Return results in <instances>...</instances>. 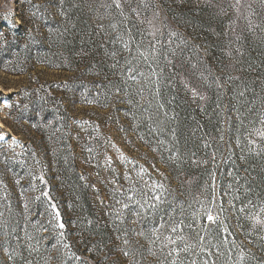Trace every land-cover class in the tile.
<instances>
[{
    "label": "rangeland",
    "instance_id": "obj_1",
    "mask_svg": "<svg viewBox=\"0 0 264 264\" xmlns=\"http://www.w3.org/2000/svg\"><path fill=\"white\" fill-rule=\"evenodd\" d=\"M73 2L85 23L78 45L65 48L45 33L56 0H0V264H33L45 250L46 264H201L207 256L224 264L248 244L232 225L264 221V0ZM21 24L22 41L4 27ZM165 76L181 90L197 77V89H220L227 101L220 138H203L220 157L186 161L176 176L136 134L116 92V84L129 89L128 77L158 87ZM237 94L248 120L242 135ZM47 97L53 103L40 105ZM64 155L92 176L106 239L89 235L60 185ZM201 171L208 176L198 184Z\"/></svg>",
    "mask_w": 264,
    "mask_h": 264
},
{
    "label": "trees",
    "instance_id": "obj_2",
    "mask_svg": "<svg viewBox=\"0 0 264 264\" xmlns=\"http://www.w3.org/2000/svg\"><path fill=\"white\" fill-rule=\"evenodd\" d=\"M57 13L46 25V36L49 44L61 45L62 47H75L79 41L77 39L78 32L85 23L83 17H79L78 9L75 8L73 0H68L64 4V0H56ZM20 14H26L27 8H23ZM20 15L22 22H25V16ZM16 23L14 27H16ZM69 28L70 34L64 36L65 27ZM9 31L10 36H15L21 41L28 36V27L25 25L13 28L4 26ZM219 34L224 35L222 30ZM6 37V36H5ZM44 36L40 37L43 38ZM211 44H222L223 39L215 40L208 39ZM45 56H50L49 50L43 52ZM73 54V51L72 53ZM42 54L40 55V57ZM48 58V57H47ZM58 58L52 59L51 63H46L48 67H54ZM137 78V77H136ZM126 78L129 89L123 87L118 88L116 84V92L121 94L124 102V110L127 114V119L135 128L136 134L140 139L147 144L148 148L156 149L157 155L162 160V164L168 169L171 175L176 176L181 174V170L186 169V161L189 165H193L196 159L205 160L206 158L218 156L223 150L218 145L209 143L208 149L203 144V138H211L217 140L221 136V129L225 122L224 111L226 108V99L224 91L209 90L199 88L202 84L197 77H193L187 86L181 90L175 88L173 79L165 76L161 80L160 86H150L142 84L141 80ZM121 81H118L120 84ZM174 82V84H173ZM119 86V85H118ZM144 86V87H142ZM189 87V88H187ZM195 93V95H194ZM36 93L33 92V96ZM240 96V99H239ZM233 99L237 101L238 114L240 115V124L237 128L238 135H242L245 129V123L248 120L243 118L246 111L239 102L242 101L241 95H234ZM237 99V100H236ZM52 97H47V100L38 99L40 105L44 103H53ZM48 114L44 118L49 117ZM67 126V125H66ZM14 170L21 167L13 161L9 162ZM13 170V171H14ZM17 171V170H16ZM56 176L60 180V185L68 192L72 199L75 211L86 219V231L89 235H95L100 239H106L109 235L108 229L99 223L97 208L95 204V192L93 190L92 176L80 169V164L74 158L67 155L63 156L61 163L56 167ZM182 171V175H183ZM199 176L198 184H201L203 179L207 178L208 173L204 171L196 173ZM176 198L168 196L164 202L174 204ZM178 213H172L164 217L162 221V233L165 234L171 229L173 221H176ZM187 224H190L189 219H185ZM206 222V221H205ZM237 225H232L231 230H237L236 238L248 241L247 247L237 249L232 255H226L227 262L224 264H264V221L256 223L251 220L236 221ZM236 227V228H234ZM214 228V227H213ZM219 235L215 230L214 237L218 239ZM48 250L40 253L33 264H46V254ZM168 258V255L165 254ZM241 257V259H240ZM183 260L181 264H187L189 259ZM171 260H168L170 262ZM167 261L164 264L168 263ZM171 263V262H170ZM223 264L217 259L207 256L201 264ZM88 264V263H84ZM200 264V263H195Z\"/></svg>",
    "mask_w": 264,
    "mask_h": 264
},
{
    "label": "snow or ice",
    "instance_id": "obj_3",
    "mask_svg": "<svg viewBox=\"0 0 264 264\" xmlns=\"http://www.w3.org/2000/svg\"><path fill=\"white\" fill-rule=\"evenodd\" d=\"M117 7H119V4H117ZM126 47H127V45H126ZM194 95H195V93H194ZM5 139H6V137L4 135H0V141L5 140ZM159 187L163 188V185H160ZM153 199L159 201L160 195H158V194L154 195ZM58 216H59V213L57 212V217ZM206 218H207L208 222H210V223H214L216 221V218L213 215H211L210 213L207 214ZM59 227L62 229L64 227V225L61 223L59 225ZM173 231H175V229H173ZM201 239H203V237H201ZM64 247H68V245H64ZM125 255H127V253H125ZM77 259H78V257H77Z\"/></svg>",
    "mask_w": 264,
    "mask_h": 264
}]
</instances>
